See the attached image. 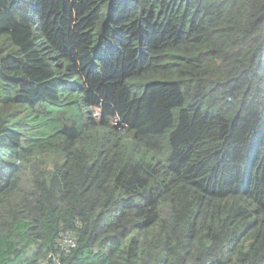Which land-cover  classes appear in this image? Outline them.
<instances>
[{
	"label": "trees",
	"instance_id": "trees-1",
	"mask_svg": "<svg viewBox=\"0 0 264 264\" xmlns=\"http://www.w3.org/2000/svg\"><path fill=\"white\" fill-rule=\"evenodd\" d=\"M0 264H264V0H0Z\"/></svg>",
	"mask_w": 264,
	"mask_h": 264
},
{
	"label": "clouds",
	"instance_id": "clouds-1",
	"mask_svg": "<svg viewBox=\"0 0 264 264\" xmlns=\"http://www.w3.org/2000/svg\"><path fill=\"white\" fill-rule=\"evenodd\" d=\"M110 125L112 127L118 128V131L120 132V134H123L127 128V126H125V125L120 126V123L117 120H111Z\"/></svg>",
	"mask_w": 264,
	"mask_h": 264
},
{
	"label": "built area",
	"instance_id": "built-area-1",
	"mask_svg": "<svg viewBox=\"0 0 264 264\" xmlns=\"http://www.w3.org/2000/svg\"><path fill=\"white\" fill-rule=\"evenodd\" d=\"M63 245L65 246V248L69 247L71 249V248H74L75 247V242H73L70 239H65L63 241Z\"/></svg>",
	"mask_w": 264,
	"mask_h": 264
}]
</instances>
